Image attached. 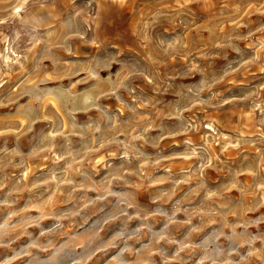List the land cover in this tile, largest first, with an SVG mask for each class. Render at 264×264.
<instances>
[{
    "label": "clouds",
    "instance_id": "9594fccd",
    "mask_svg": "<svg viewBox=\"0 0 264 264\" xmlns=\"http://www.w3.org/2000/svg\"><path fill=\"white\" fill-rule=\"evenodd\" d=\"M133 2L0 0V264H264V0Z\"/></svg>",
    "mask_w": 264,
    "mask_h": 264
},
{
    "label": "rangeland",
    "instance_id": "374dc122",
    "mask_svg": "<svg viewBox=\"0 0 264 264\" xmlns=\"http://www.w3.org/2000/svg\"><path fill=\"white\" fill-rule=\"evenodd\" d=\"M149 6H150V0H134L133 6L129 8L130 13H133V12L136 13L135 15L132 16V19H131V23H130L131 31L136 30L137 22L139 20V9H146ZM253 19H255V17H253ZM258 75H261V73L258 68L254 67L250 73L248 74L241 73L239 76L234 77L228 82H226V84L224 85V88L227 89V87L232 85L234 81L246 83L253 76H258ZM6 111L7 110H0V116H2L4 112ZM202 115H204L205 117L219 120L222 130L226 132L240 125L242 121V117L237 111H221V112L209 111L208 113H204ZM244 123H247L246 118H244ZM0 143H2V141H0ZM9 143L10 145L12 143L11 137L9 138ZM216 150L218 151V148ZM222 158H225V157L222 156ZM227 158L233 159L234 157H227ZM177 166H180L179 162H177Z\"/></svg>",
    "mask_w": 264,
    "mask_h": 264
}]
</instances>
